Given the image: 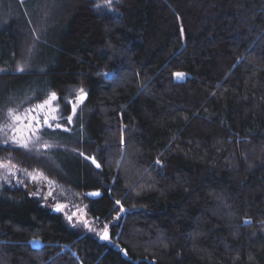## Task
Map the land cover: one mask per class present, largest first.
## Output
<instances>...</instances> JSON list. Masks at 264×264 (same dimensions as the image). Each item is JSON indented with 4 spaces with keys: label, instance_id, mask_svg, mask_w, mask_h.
<instances>
[{
    "label": "trees",
    "instance_id": "1",
    "mask_svg": "<svg viewBox=\"0 0 264 264\" xmlns=\"http://www.w3.org/2000/svg\"><path fill=\"white\" fill-rule=\"evenodd\" d=\"M81 88L57 150L0 137V161L103 232L0 184V264H264V0H0V125Z\"/></svg>",
    "mask_w": 264,
    "mask_h": 264
},
{
    "label": "rangeland",
    "instance_id": "2",
    "mask_svg": "<svg viewBox=\"0 0 264 264\" xmlns=\"http://www.w3.org/2000/svg\"><path fill=\"white\" fill-rule=\"evenodd\" d=\"M176 73H183V76L178 78L175 75ZM175 74H174V77L176 79H181L186 75L184 72H181V71L175 72ZM77 93H78V90H75V95L70 99L75 104L76 109L81 103L77 100ZM41 102L35 104L33 107L40 104ZM55 105L59 109L58 112L54 113L55 115H57L58 119L56 121H53L52 123L53 125L60 124L61 127L59 128H56V127L49 128L48 127V128L69 130L70 126L74 122V117H75V114L73 115L72 113L73 104H70L71 110L69 114L66 115L64 118H59V117H62L60 108L57 104ZM33 107H29L25 110L18 111V113L24 114L26 110L31 109ZM45 111H50V109H46ZM70 115L72 116V122L69 124L66 122V118ZM11 123H12L11 120L7 118L6 121L2 125H0V127H3L5 124L10 125ZM25 123L27 122L25 121ZM18 126L23 130L24 138L29 139V129H27L24 126V124H20ZM44 127H47V126H42L40 130L36 133V135L40 136L43 142H47V144L51 145L50 148H47L48 151L56 149L55 145L52 144L51 141L45 139L42 136L41 132L44 130ZM74 135L75 134H71L70 136L74 137ZM12 136H13V133L11 129L9 128L7 131L8 142H12L10 139ZM0 137L4 141L6 139L5 133L0 132ZM31 139L35 140V137H31ZM29 148H33L35 150H43V149L45 150V148H43L40 144L34 145L30 143ZM0 162H3L4 164L8 165V167H0V184L10 185V186H21V183L23 182L26 188L28 189L29 193L33 197L38 199L42 204L46 206H55L56 209L61 208V206H63L61 208V211L65 215V219L67 223L69 224V226L75 228L78 231H85L87 233L94 234V235L102 234L101 233L103 232L102 229L97 228V224L95 223V221H93L92 218H90L86 214L85 207L82 203L81 195L77 197L75 195L74 196L68 195L67 193H65V191L60 186L52 183L49 180L45 181L44 179L41 178V179H38L37 181H33L32 179H30L28 175V173H32V172L25 173L21 171L19 168H17L16 166L8 162H4V161H0ZM33 174H35V172H33ZM70 216H71V219H69Z\"/></svg>",
    "mask_w": 264,
    "mask_h": 264
},
{
    "label": "snow or ice",
    "instance_id": "3",
    "mask_svg": "<svg viewBox=\"0 0 264 264\" xmlns=\"http://www.w3.org/2000/svg\"><path fill=\"white\" fill-rule=\"evenodd\" d=\"M112 0H105L106 5H110ZM20 71H23V69H19ZM178 78L183 76V73H176L175 74ZM86 96V93L83 88L78 90L77 93V100L79 102H82L83 97ZM58 100V97L56 96L55 93H51L49 97L45 100H43L40 104L36 105L35 107L28 109L25 111L24 114H19L17 110L15 109H9L7 111V117L11 120V124H5L3 127H0V132L5 133L6 139L5 143L8 142V137H7V131L10 128L13 136L10 138L11 141L15 144H18L19 146L28 149L29 144H40L43 148L47 149L50 148L51 145L47 144V142H43L41 140V137L36 135V133L40 130L42 126H47L49 128L56 127L59 128L61 127L60 124H55L53 125V121H56L58 119L57 115L54 113L58 112L59 109L56 107L55 102ZM69 104H73L72 107V113L73 115L76 112L75 104L73 101L69 100L67 101ZM46 109H50V111H45ZM63 118V117H59ZM25 121L27 123H25ZM67 123L72 122V116H68L66 118ZM20 124H24V126L29 129V139H25L23 136V130L18 126ZM67 130V129H65ZM31 137H35V140H32ZM83 155V154H82ZM92 163L96 164V167H100L98 163H96L95 159H92ZM0 167H8V165L4 164L3 162H0ZM30 179L33 181H37L38 179H44L47 181V177L44 176L42 172L39 170L35 171V174L33 173H28ZM54 183V181L52 182ZM93 195H97V193H93ZM117 204H120V201H116ZM63 206H61L62 208ZM61 208H57V210H61ZM71 219V216L69 217ZM86 223V222H85ZM101 239H109L107 230H105L104 234L101 236ZM32 243H38V241H32Z\"/></svg>",
    "mask_w": 264,
    "mask_h": 264
},
{
    "label": "water",
    "instance_id": "4",
    "mask_svg": "<svg viewBox=\"0 0 264 264\" xmlns=\"http://www.w3.org/2000/svg\"><path fill=\"white\" fill-rule=\"evenodd\" d=\"M123 254H125V252L123 251Z\"/></svg>",
    "mask_w": 264,
    "mask_h": 264
}]
</instances>
